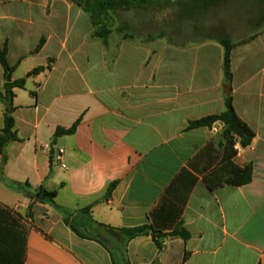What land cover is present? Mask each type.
I'll return each instance as SVG.
<instances>
[{
  "label": "crops",
  "instance_id": "1",
  "mask_svg": "<svg viewBox=\"0 0 264 264\" xmlns=\"http://www.w3.org/2000/svg\"><path fill=\"white\" fill-rule=\"evenodd\" d=\"M86 6L0 0V51L14 67L7 76L0 62V92L45 68L13 90L22 141L9 144L0 167V264H114L109 248L118 264H264V14L230 16L208 40L164 43L137 38L126 21L120 36L92 38ZM248 23L252 32L236 34ZM220 36L237 43L231 84ZM228 95L255 134L245 148L236 140L234 156L223 122L189 127L223 113ZM5 109L0 101V131ZM75 124L73 135L55 137ZM59 148L66 168L54 157ZM249 165L251 181L232 184L233 169ZM17 183L57 196L35 202ZM91 205L101 224L165 235L182 227L191 237L166 236L161 247L152 234L127 242L78 215ZM73 213L109 248L78 237L64 221Z\"/></svg>",
  "mask_w": 264,
  "mask_h": 264
},
{
  "label": "trees",
  "instance_id": "2",
  "mask_svg": "<svg viewBox=\"0 0 264 264\" xmlns=\"http://www.w3.org/2000/svg\"><path fill=\"white\" fill-rule=\"evenodd\" d=\"M173 0H87V6L85 7V11L90 15L93 19L94 24L96 26L95 31L91 35L92 38H101L106 40L110 34L113 33L112 29L100 27L97 19H100L102 14L109 13H117V12H125L131 13L134 8L144 7L146 5H150L152 3H167L172 2ZM225 0H175L176 5L180 9V16L185 18H191L197 13L206 12L213 8L220 6L224 3ZM260 2H264V0H259ZM118 32L123 31L122 28L117 29ZM126 38H133V36H126ZM255 36H252L248 39L241 41V43L252 40ZM217 41L224 47L225 56H224V76L225 81L228 84H231L233 79L232 73V61L231 55L233 49L237 46V43L233 42L227 36H220L217 38ZM0 62L4 67L6 75L9 76L14 71V67H10L7 60V49L0 51ZM44 67H39L34 69L32 72L28 74L26 78L15 81L14 83H6L5 93L0 92V101L5 105V126L0 131V167L4 169V167L8 164L9 158L7 155V148L9 144L13 142L22 141L18 137V133L16 131V119L14 113L16 111V107L14 105V88H24L27 82V78L33 75H37L40 72L44 71ZM216 122H223L225 124L224 137L227 141V149L230 150V155L234 156L236 152L234 151V146L236 145V140L240 143L242 147H248L251 145L254 139V132L240 119L238 116L236 109L234 107L233 98L231 95L226 97V110L218 115H212L206 118H203L198 121L190 122V128H198V127H206L211 126ZM239 128L244 129L245 136L243 139H239L235 135V131ZM77 124H75L70 129L59 128L55 134V137H61L64 135H73L76 132ZM252 167L246 166L244 168H234L233 169V178L231 181L232 184L240 186L247 184L252 179ZM18 190L26 191L29 197L35 202L41 201H50L54 203V199L57 196L56 191H47L44 187H39L34 189L29 183H17L16 184ZM116 187V184L110 185L107 192V198L111 195L112 191ZM93 206H88L78 212L82 216V219L86 217L91 218L94 225L97 226L98 229L102 231L115 233L117 235L122 236L125 241H130L140 236H148L152 234L153 238L156 240L159 247L162 246L161 239L166 236H178L183 240L187 241L190 239L191 234L185 228H178L176 231L169 235H165L163 233H159L156 231H152L149 226H140L135 228H114L109 225L101 224L96 221H93L91 212ZM33 209V204L30 206V210ZM76 214H70L65 218V223L69 226L72 231L80 238L95 240L100 242L101 244H107L103 242L102 237L103 234L100 232H92L86 224H80L77 221ZM109 248V247H108ZM112 253V258L114 264H118L115 256L113 254V249L109 248ZM187 259V255L185 256V260Z\"/></svg>",
  "mask_w": 264,
  "mask_h": 264
},
{
  "label": "rangeland",
  "instance_id": "3",
  "mask_svg": "<svg viewBox=\"0 0 264 264\" xmlns=\"http://www.w3.org/2000/svg\"><path fill=\"white\" fill-rule=\"evenodd\" d=\"M264 14V3L258 0H233L227 1L223 7L213 8L206 12L195 14L191 18L180 21V9L176 3H152L144 7H137L131 13L117 12L102 14L98 23L100 27L112 29L117 32L119 25L126 22L133 23L132 33L137 38L146 39L149 36L160 39L164 43L167 39L170 42H189L194 40L207 39L210 35H220L227 30L229 25L223 23L230 16L248 15L249 17L261 16ZM137 21L135 23V19ZM232 24V23H231ZM228 26V27H227ZM247 29L236 31V34H247L252 32L253 24H246ZM227 28V29H226Z\"/></svg>",
  "mask_w": 264,
  "mask_h": 264
},
{
  "label": "built area",
  "instance_id": "4",
  "mask_svg": "<svg viewBox=\"0 0 264 264\" xmlns=\"http://www.w3.org/2000/svg\"><path fill=\"white\" fill-rule=\"evenodd\" d=\"M45 148H46V149H50V144L45 145ZM65 154H66V151H65V149H63V148H59V149L57 150V152L54 154L55 159H56L58 162L62 163V165H63L64 168H66V165H65V163H64V160H65Z\"/></svg>",
  "mask_w": 264,
  "mask_h": 264
},
{
  "label": "water",
  "instance_id": "5",
  "mask_svg": "<svg viewBox=\"0 0 264 264\" xmlns=\"http://www.w3.org/2000/svg\"><path fill=\"white\" fill-rule=\"evenodd\" d=\"M235 135H236L239 139H243L244 136H245V131H244V129H242V128L237 129V130L235 131ZM52 154H54V153H52ZM102 240H103V241H107V240L104 239V238H102Z\"/></svg>",
  "mask_w": 264,
  "mask_h": 264
}]
</instances>
